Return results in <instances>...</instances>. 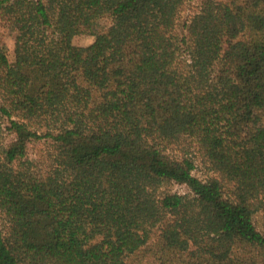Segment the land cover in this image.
Wrapping results in <instances>:
<instances>
[{
  "label": "trees",
  "instance_id": "trees-1",
  "mask_svg": "<svg viewBox=\"0 0 264 264\" xmlns=\"http://www.w3.org/2000/svg\"><path fill=\"white\" fill-rule=\"evenodd\" d=\"M186 2L0 0V264H264V0Z\"/></svg>",
  "mask_w": 264,
  "mask_h": 264
},
{
  "label": "rangeland",
  "instance_id": "rangeland-1",
  "mask_svg": "<svg viewBox=\"0 0 264 264\" xmlns=\"http://www.w3.org/2000/svg\"><path fill=\"white\" fill-rule=\"evenodd\" d=\"M199 4V0H187L182 12H181V20L185 21L189 19V17L197 10ZM109 24V20L104 18L100 20V23L95 25H83L81 26L79 32L74 37V43L79 45H87L91 43L95 36L100 33L107 25ZM15 23L8 19L0 12V38L2 41L12 48L13 47V39L15 36ZM49 144L47 141L40 140L31 144L30 146V154L33 157H37L40 161L45 158L47 155ZM195 174L199 177H206L208 174L207 168L203 165H198L195 170ZM167 191L172 192H180L184 193L189 191V188L185 184L178 183H170L167 184L164 188ZM260 223L263 221L262 214L258 215Z\"/></svg>",
  "mask_w": 264,
  "mask_h": 264
}]
</instances>
